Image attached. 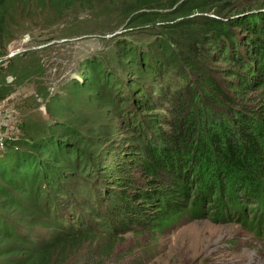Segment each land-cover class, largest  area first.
Instances as JSON below:
<instances>
[{"label":"trees","instance_id":"trees-1","mask_svg":"<svg viewBox=\"0 0 264 264\" xmlns=\"http://www.w3.org/2000/svg\"><path fill=\"white\" fill-rule=\"evenodd\" d=\"M235 1L0 0L1 49L27 24L63 26L65 42L81 36L80 22L68 20L77 11L96 13L97 31L85 34L123 29L135 39L118 40L114 63L81 66L48 100L47 118L35 126L25 119V138L0 153V264H110L126 234L194 217L199 194L214 217L264 198V2ZM41 49L7 69L30 75ZM119 64L132 75L128 84L113 71ZM147 73L170 82L161 100L138 81ZM73 92L120 126L88 128L91 115L73 107ZM113 133L122 144H110Z\"/></svg>","mask_w":264,"mask_h":264},{"label":"rangeland","instance_id":"rangeland-1","mask_svg":"<svg viewBox=\"0 0 264 264\" xmlns=\"http://www.w3.org/2000/svg\"><path fill=\"white\" fill-rule=\"evenodd\" d=\"M242 2H251L254 6L264 0H237L235 4ZM215 11L216 8L213 6L212 9L204 11L203 16L215 14ZM95 14L75 12L68 20L80 22L79 32H82V35L66 42L63 39V31H60L63 26L50 30L44 26L27 24L26 30L7 49L0 48V66L5 69L0 76V153L6 152L8 146H16L19 140L25 138L22 136L24 133L21 128L25 119H28L29 126H35L47 118L45 106L48 100L51 96L66 91V82H71L73 77H77L76 73L81 66L86 67L89 64L87 62H96L100 58L102 62L114 63L117 61L115 57L118 40L135 43L130 33L123 29L117 31L116 37L85 34V31L93 33L97 31L95 22H91ZM195 15H200V12ZM151 39L152 46L157 45L159 49L158 36L152 35ZM43 47L44 49H41ZM38 49H41V52L37 53L41 59L31 66L30 75L17 76L15 72H9L7 68L13 64L10 59ZM119 66L115 65L113 71L118 68L121 72L119 78H124V82L128 84V77L132 78V75L127 66L123 64ZM225 67V64H218L216 69L223 70ZM146 75L138 81L146 91L153 89V97L161 100L163 88H169L167 82H170L168 80L162 84L154 82L148 73ZM35 81L41 82L42 85H36ZM129 85L133 91L136 90L134 80ZM67 90L70 92V89ZM66 96L68 97V94ZM69 96L75 100L73 107H78L80 114L91 115L88 128H111L110 130L113 129L112 132H115L117 126H120L118 119L111 122L109 118H104L102 113H93V108L91 106L88 108L84 101L86 96L76 92L70 93ZM259 99L254 97L252 104H256ZM166 112L163 111L164 114ZM98 115L100 122L96 123L94 116ZM33 133L35 131L26 134ZM110 135V144L123 143L121 137L123 135L117 133ZM11 149L13 148L9 150ZM95 180L97 179L94 177L91 179L93 182ZM199 196L200 206L196 215L191 218L185 216L179 225L175 227L171 225L158 232L143 230V233L132 231L126 234L125 241H119V245L116 246L115 256L110 264H264V222L260 223V217L264 213V198L240 202L243 210L234 209L238 212L231 216L223 212L217 213L214 217L215 209L212 206L207 207L210 203L204 201L201 194ZM60 203L64 204L61 201ZM252 212L255 213L254 216ZM80 258L84 262L86 257L81 255Z\"/></svg>","mask_w":264,"mask_h":264}]
</instances>
